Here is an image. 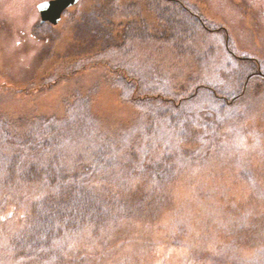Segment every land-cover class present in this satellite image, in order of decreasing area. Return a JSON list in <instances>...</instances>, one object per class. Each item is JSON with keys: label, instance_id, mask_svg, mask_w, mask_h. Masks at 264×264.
<instances>
[{"label": "rangeland", "instance_id": "1", "mask_svg": "<svg viewBox=\"0 0 264 264\" xmlns=\"http://www.w3.org/2000/svg\"><path fill=\"white\" fill-rule=\"evenodd\" d=\"M46 1L50 0H0V163L12 160L17 143L11 136L3 138L6 124H26L21 129L37 125L33 142L38 147L26 148L25 167L19 166L22 171L12 185L7 184L12 174L0 166V264H264V0H176L182 3L177 9L187 8L195 15L191 18L207 29L197 27V38L187 43L183 54L165 42L166 25L160 15L175 8L169 0H81L51 29L47 24L40 27L37 6ZM137 2V12L129 8L126 17L115 14L112 21L104 17L111 13L112 4L132 7ZM101 23L113 25L112 30L108 33ZM129 24L143 33L122 39ZM108 45H115L104 56L110 65L94 60ZM115 64L129 74V67L136 66L145 78L153 70L155 75L173 78L181 83L184 97L193 98L185 99L179 109L186 121L195 116L193 129L179 138L175 134L174 149L160 148L150 154L148 143L138 138L135 127L147 114L134 106L132 98L127 101V89L111 72ZM238 68L243 72L236 75ZM250 73L255 81L247 80L244 96L238 99L240 83ZM205 93L207 100L201 97ZM208 110L209 118L201 117ZM44 118L60 123L57 133L63 135L59 144L51 143V150L39 138L42 123H36ZM210 118H222L216 131L215 126L202 125ZM80 122L89 132L80 131L78 138L69 141L72 137L67 139L63 132ZM214 131L212 145L205 139ZM12 132L23 143L29 139L27 130ZM186 137L196 144L185 141ZM101 157L112 160L103 166ZM167 159L176 168L168 172L172 175L166 184L156 188L164 186L151 199L152 206L148 199L143 203L128 199L127 204L125 200L130 210L138 209L137 219L114 216L93 230L84 224L83 231L52 238L47 245L52 252L15 245L33 220L34 203H39L40 215L45 199L59 191L52 190L55 183L50 187L40 183V189L23 182L22 175L35 162L45 173L46 164L54 162L53 172L64 171L70 180L75 174L81 179V173L88 179L87 188L105 185L110 191L130 171L128 190L141 195L158 185L149 182L147 169ZM98 175L104 184L97 181ZM95 205L101 208L106 203ZM149 209L154 211L152 216ZM95 212L106 218V210ZM168 240L174 248L163 247ZM150 244L160 247L155 250Z\"/></svg>", "mask_w": 264, "mask_h": 264}, {"label": "trees", "instance_id": "2", "mask_svg": "<svg viewBox=\"0 0 264 264\" xmlns=\"http://www.w3.org/2000/svg\"><path fill=\"white\" fill-rule=\"evenodd\" d=\"M111 1H113L114 3H117V0H111ZM169 1L172 2L171 4H173L175 8L169 7L172 9L164 10V12L162 13V16L160 15V20L162 21V23L165 22V25H166L165 42L168 44L174 45V47L171 45L173 51L183 54L185 53L184 47L187 46V43H191L192 40L197 38V35H196L198 34L197 27L202 26V28L206 31L207 29L205 28L204 23H201V21L196 22L194 21L195 19L191 18V16H195V15L192 12L191 13L193 15L190 12H188L187 8H184V7H181V9L176 8L177 4L182 5L180 1H176V0H169ZM139 7H140L139 2L134 3L132 7L112 4L113 9L111 10V13L109 15H104V17L110 16L111 20L109 17L107 18L109 19V21H112V18L114 17L115 14L121 15L122 17H126L125 12L129 8L137 12V9ZM73 8L77 9V6ZM185 13H187L190 16V18H187L188 16ZM65 14H67V11L65 12ZM69 19L70 21L72 20L73 22V19H75V17L72 16ZM47 25H48V28L50 29L53 28V26H50L49 24ZM43 26H45V24L40 25L41 28ZM103 26L104 24L101 23V27ZM105 27L108 29V33H109V31L112 30L113 25L104 26L103 28ZM137 33L142 34L143 32L141 33L138 30H132V26L131 24H129L127 26V29L123 30V35L121 36V38L127 40L129 38H132V35L134 34H135L134 36H136ZM99 34L101 35V33ZM104 36L108 37L109 35H104ZM135 38H138V37L136 36ZM106 40L109 41V39H106ZM178 45L181 46L180 49H178L179 47ZM105 48L106 49L100 51V54L94 56L97 58H94V57H91V58L92 59L94 58V60L102 61V64L110 65L104 62L107 58L104 56L109 54L111 52V49L115 48V45L113 46L108 45ZM246 63H247L246 67L247 66L251 67L249 62H246ZM240 67L243 68V66H240ZM129 68H130L131 75L123 67H118L117 64H115L114 67L111 68V72L118 76L115 78H118V82L121 83L127 89L125 93L127 101L131 103L130 98H132V102L134 106L137 109L141 110L144 114H147L144 121L141 120V122L138 123L135 127L138 129L137 132H140L139 134H137L138 138L145 140L143 141L145 142V144L148 143L146 147L150 154H151V151L152 153H154L157 149H160V148H162V151L164 150L167 151L168 148H172V147H173L172 149H174V146L176 145V143H178L177 138L182 137L185 133L186 135L191 134L189 129L191 128L193 129V125H192L193 121L191 119L195 118V116L191 114L190 115L191 119L186 121V118H185L186 115L184 114L183 111L179 110L180 108L183 107V105H185L183 101L185 99L192 98V97H184L183 92L181 90L183 89L181 87V83L177 84L175 83L176 81L173 78L163 77L161 74L162 72L160 73L161 75L159 76L158 73H156L155 75L154 70L152 72L149 71L148 77L145 78V77H142L140 72H138L139 70L136 66H131ZM242 68H238L237 70H235L236 72L235 74L237 75L238 72H239L238 74L242 73L243 72ZM254 76L255 75H253V73H250L248 75V78L246 77V79H244L240 83V87L238 91V94H239L238 99L244 96V93L247 87V80H248V83L250 81L252 82V78L254 79ZM179 92H182V93L179 95ZM209 93L210 94L213 93L214 95H216V92L212 90H209ZM198 96L199 95H197L196 97L198 98ZM196 97H194V99ZM201 97L207 100L206 93ZM218 98L222 99L219 96ZM218 98L217 100H219ZM190 101H193V98L190 99ZM224 101L227 102L228 100H224ZM180 105L182 106L179 107ZM207 105H210V104L208 103ZM216 105H217V102H216ZM185 107H187L185 108L187 109L186 112L189 111L190 107L188 108L187 105ZM223 107L224 106H220L219 109L223 110L224 109ZM73 109H74L73 111L77 114L76 107H74ZM209 110H211V108H209ZM209 110L206 111L201 117L209 118L208 117L210 115ZM197 118H199V116H197ZM210 119L207 121H204L202 125L208 126L210 128H212V126H215V131H216L217 128L220 127L219 125H221L222 118H210ZM42 120H45V121L36 123V124L42 123L41 131L39 133L41 135L39 138L42 139V142H43L42 144L45 145L43 147L51 150L52 148H49V146L52 145L51 143L54 142L55 144H59L61 142L59 138L63 139V135H59L57 133L58 132L57 124H60V123H58L55 119L44 118ZM212 120H214V123L212 122ZM30 124L31 123H29L28 125ZM22 126H24V124L19 125V126L13 125V127L9 124L4 125L5 132L2 134V136H4L3 138H5L6 136H11L9 138H12V139L16 138V142H17L15 143L16 146H14L13 148L15 150L12 151L13 152L12 154H14L13 155L14 157L11 155L12 160L8 159V161H6L7 159H3V161L1 160V163H0V166L4 165V168L7 169L8 172L12 174L13 176V179L11 177L12 180H10V178L7 179L8 185H12L11 183L14 182L15 175H18L17 173H19V171H22V166L21 167L19 166L23 164V166L25 167V163H24L25 161L23 159H24L25 151L27 152L26 148L28 149L29 147L32 146L31 151H33L34 148L35 150L38 149L37 143L33 142L34 141L33 137L34 139L36 137L34 130L37 125L33 127L28 126L25 129H21ZM84 126H86V124H84V122H80L76 124L75 127H72L70 129L67 128V131L63 130L64 131L63 133L66 134L65 137L67 139L68 137H72L69 139V141H71V140H74V138H78L77 136H75L78 132L80 131H83V133L89 132V129L86 128L87 126L86 127ZM39 128H40V125L38 126V129ZM13 130L14 131L21 130V133L27 130L26 132L27 134L25 135L27 136L26 138H29V139H27V141L23 143V141L19 139V136L17 134L14 135V133L12 132ZM215 131H214V134L211 136L212 140L211 138L205 139L210 142H213L212 145L215 144V139H214ZM175 134H178V137ZM21 135L23 136V134ZM49 135L56 136L57 138H51V137L48 138ZM191 139L193 138L186 137L184 140L185 141L189 140L191 141L192 145H195L196 143L193 142V140ZM102 148L107 153V147L102 146ZM14 152H17V153L15 154ZM133 153L136 156L137 152L135 150L133 151ZM100 159H101V164L104 166V165L109 164V162L112 160V157H108L107 160L105 157H101ZM77 161H78L77 164H80L82 162L81 159H78ZM37 162H35V165L31 167V170L27 169V171L22 175L23 182L25 181L26 183L32 184L33 186L40 188V189H41L40 183H46L48 184L49 187L50 185H54L55 183V185H57L58 188L57 186H55V189L52 188V190L56 191L57 189H59V191L54 192V195H51L47 199H45V202H46L44 204L45 207H42L43 209L39 211L40 215L37 214L38 207L36 206L39 203L38 204L34 203L33 206H34L35 213L33 212V216H34L33 220L31 224L29 225L28 230L25 232V236H23V239L19 240V242L15 244V245L20 246L21 250L33 248L36 251V250H41L44 248V251H46L47 245H49L52 238L56 239L58 237H61L62 235H69V232H75V231H78L79 229L83 231L82 226L84 224H87L88 226L92 225L91 227L93 230V228L100 227L104 225V223L107 224L109 221H111L112 218L114 219V216H118L119 217L118 219H124V221L126 219L131 220V221L135 218L137 219L138 217L137 215L139 214L138 209L133 208L130 210L129 208L130 206L124 205L125 200L127 204L129 201L128 199L138 200L140 201V203H143L145 200L148 199V202L151 203L150 205L152 206L154 204V201H152L151 199L157 198L158 197L157 194L163 190L164 186L161 190L156 191V188L159 187V184L165 185L172 175V173H168V172L170 171L173 172L176 168L175 162H171L168 159L162 161L163 163H160V164L159 162L157 164L153 163L151 167L147 169V174H148L147 178L148 176H150L148 178L149 182H157L158 185L154 188L152 192H151V189H149L148 192L147 191L143 193L140 192L141 195H136L134 193H133L134 195H132L131 190L130 189L128 190L130 186L129 185L130 171L128 172L129 173L128 175L124 174L125 176L123 175L122 177L119 178L118 184H115L117 187H114L113 191H110L108 186H105V185H97L98 186L97 188L89 189L86 187V185L88 184V179L87 177L84 178L85 175L83 176L81 175V173H79V175L82 177L80 179V177H73L77 175L75 174L72 177H70L73 180H70L69 178H67L64 171L61 174L53 172V169L56 168V163L55 165H54V162H49L48 164H46L47 170L49 169V171H47L48 173L47 172L45 173L39 168H37L38 167L37 165L40 163V162L39 163ZM125 167L128 170L131 169L129 168V166H125ZM136 170H132L131 173H135ZM83 178L86 180L83 181ZM100 180L102 181V178L100 175H98L97 181L99 182ZM66 181H67V184H65ZM103 181H102V184H104L105 182ZM59 183L62 184L63 187L61 185H58ZM27 195L28 194L26 193L25 196ZM6 196L10 197L11 195H6ZM144 197H147V198H144ZM102 200L106 203V205H103L101 208H97L95 203L96 202L103 203ZM95 209H100L102 211L106 210V214H105L106 218L104 219L103 217L104 214L101 215V212H95ZM148 211L151 212V216H152L154 211L152 209H149ZM112 223H115V222L112 221ZM150 246H152L153 248L155 247V245L153 244H150ZM174 246L175 244H172L170 240H168V242H165L163 244V247L166 249H172L174 248ZM159 247L160 246L157 245V247H155V250ZM52 251L53 250L51 251L47 250L46 252H52Z\"/></svg>", "mask_w": 264, "mask_h": 264}, {"label": "water", "instance_id": "3", "mask_svg": "<svg viewBox=\"0 0 264 264\" xmlns=\"http://www.w3.org/2000/svg\"><path fill=\"white\" fill-rule=\"evenodd\" d=\"M79 2L80 0H50L40 3L37 10L41 24L57 26L61 22L63 14L77 6Z\"/></svg>", "mask_w": 264, "mask_h": 264}, {"label": "bare ground", "instance_id": "4", "mask_svg": "<svg viewBox=\"0 0 264 264\" xmlns=\"http://www.w3.org/2000/svg\"><path fill=\"white\" fill-rule=\"evenodd\" d=\"M81 1V0H80ZM74 20V19H73ZM72 21V20H71ZM92 26V25H91ZM91 26H89V27H91ZM93 27V26H92ZM24 125H26V124H24Z\"/></svg>", "mask_w": 264, "mask_h": 264}]
</instances>
